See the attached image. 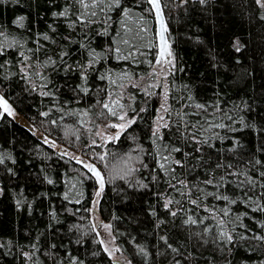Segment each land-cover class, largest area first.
Returning <instances> with one entry per match:
<instances>
[{"label":"trees","instance_id":"1","mask_svg":"<svg viewBox=\"0 0 264 264\" xmlns=\"http://www.w3.org/2000/svg\"><path fill=\"white\" fill-rule=\"evenodd\" d=\"M159 3L164 93L142 80L156 52L146 0H0V113L13 111L0 115V264H264V131L247 85L264 82L258 3ZM121 116L94 158L102 190L29 126L86 152L95 124Z\"/></svg>","mask_w":264,"mask_h":264},{"label":"rangeland","instance_id":"2","mask_svg":"<svg viewBox=\"0 0 264 264\" xmlns=\"http://www.w3.org/2000/svg\"><path fill=\"white\" fill-rule=\"evenodd\" d=\"M257 2V0H256ZM258 6L256 8L257 16L262 21L264 26V0H259ZM170 52V51H168ZM151 65L147 73L144 77H142L143 81H146L148 84L155 86L156 84L160 85L161 91L164 93L165 91V84L164 78L167 74V70L171 67V55L168 56L167 53L164 58L161 60V63H157V59H153L151 61ZM247 85L249 87V91L252 97V102H254V111L259 113L261 121L258 122V126L256 124V128L259 131H264V82L259 80L257 77H250L247 79ZM7 103V102H6ZM163 102L159 103V108L157 109L156 114L154 115V127L158 128V125L164 121L163 114ZM10 110L12 111L11 106L7 103ZM4 108V103L1 105ZM13 112V111H12ZM162 118V119H161ZM129 121L127 116H124V120L120 118L116 120H109L103 123H96L93 131V137L89 141L91 146L88 148L86 152H80L74 148H69L67 145L57 142L54 140L50 135L42 133L39 129L35 128L32 124L29 123L30 128L34 132H39L42 135V138L47 142L52 144L54 148L62 153L69 155L70 157H74L78 160L81 164L86 165L89 163H95V156H99L102 153V147L105 140L109 137H115L121 128L118 127H111V125H121L126 124ZM99 133V135H97ZM91 203L89 205V219L91 220L93 229L96 233V237L101 244L102 249L108 256L111 258H119V252H117V245L115 241H113V235L110 231V228H105L102 225H109L108 220L102 219L97 209L95 208V198L92 197ZM102 241V243H101ZM120 264H129L125 259L119 261Z\"/></svg>","mask_w":264,"mask_h":264},{"label":"snow or ice","instance_id":"3","mask_svg":"<svg viewBox=\"0 0 264 264\" xmlns=\"http://www.w3.org/2000/svg\"><path fill=\"white\" fill-rule=\"evenodd\" d=\"M81 3H83V0H80ZM113 2L116 4V5H119V0H113ZM205 2V0H201V3ZM257 2H259V0H257ZM149 3H151L153 5V7L157 10V12H159L160 10V4H159V0H149ZM127 10L125 11V15H127ZM47 37H45L46 39ZM161 39L163 40V36H161ZM237 51H239V48L236 49ZM117 51H119V49H117ZM167 55L170 56L171 53L170 52H167ZM165 56V49H161V53H160V56H158L157 58V63H161V60L164 58ZM113 103H118L116 101H114ZM104 108L106 109H109L110 112H112V115H116V113L114 111H112L110 108H109V105L107 103H105L103 105ZM198 107H202V106H198ZM3 113H7V115L9 116H12L13 113L12 111L10 110L9 106L7 105L6 102H4V108H3ZM3 113H0V115H3ZM46 115V114H45ZM121 120H124V116H121L119 117ZM162 119V118H161ZM132 121H130L129 123H131ZM111 127H118V128H121L123 129L124 127H126V125L124 124H121V125H111ZM97 135H99V133H97ZM119 134H117L118 136ZM109 140H112V139H115V137H109L108 138ZM101 160H103V156L100 157ZM85 167L89 168L94 174H95V177L96 179L99 181L100 183V189L102 190L103 187H104V181H103V177L101 176V174L95 169L94 166L92 165H85ZM161 167H163V165H161ZM100 195V192H97V196ZM170 203V202H169ZM165 207H167V204L165 205ZM226 214V213H225ZM173 215H175V213H173ZM194 222V221H193ZM221 223H223L221 221ZM103 227L105 228H110V225H102ZM228 239H231V237L229 236ZM102 243V241H101Z\"/></svg>","mask_w":264,"mask_h":264},{"label":"water","instance_id":"4","mask_svg":"<svg viewBox=\"0 0 264 264\" xmlns=\"http://www.w3.org/2000/svg\"><path fill=\"white\" fill-rule=\"evenodd\" d=\"M152 13V18H154V40H155V57L154 59H157L158 56H160L161 49H165V55L169 51V42L168 39H166V28H165V20L162 13V7L160 6L159 12L153 7L151 3H149V0H146ZM160 4V3H159ZM161 36H163V40L161 39ZM21 118L18 117V120ZM87 165H92L95 167V169L99 172L98 168L94 163H89ZM88 171H90L93 175H95L89 168L86 167Z\"/></svg>","mask_w":264,"mask_h":264}]
</instances>
